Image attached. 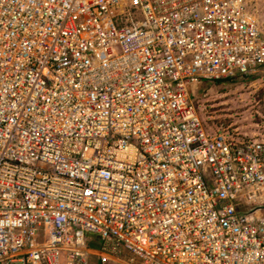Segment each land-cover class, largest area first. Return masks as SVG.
Returning <instances> with one entry per match:
<instances>
[{
  "label": "built area",
  "instance_id": "obj_1",
  "mask_svg": "<svg viewBox=\"0 0 264 264\" xmlns=\"http://www.w3.org/2000/svg\"><path fill=\"white\" fill-rule=\"evenodd\" d=\"M261 8L0 0V264H264V134L192 99L264 78Z\"/></svg>",
  "mask_w": 264,
  "mask_h": 264
},
{
  "label": "rangeland",
  "instance_id": "obj_2",
  "mask_svg": "<svg viewBox=\"0 0 264 264\" xmlns=\"http://www.w3.org/2000/svg\"><path fill=\"white\" fill-rule=\"evenodd\" d=\"M261 9L259 16L264 22V8ZM192 99L208 131L227 129L248 137L264 134V78L214 87L204 84Z\"/></svg>",
  "mask_w": 264,
  "mask_h": 264
}]
</instances>
